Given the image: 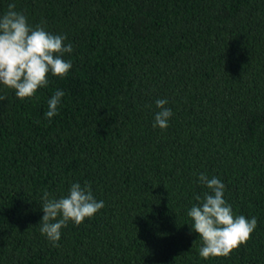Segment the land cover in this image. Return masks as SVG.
Instances as JSON below:
<instances>
[{
	"label": "trees",
	"instance_id": "16d2710c",
	"mask_svg": "<svg viewBox=\"0 0 264 264\" xmlns=\"http://www.w3.org/2000/svg\"><path fill=\"white\" fill-rule=\"evenodd\" d=\"M10 2L67 36L73 67L38 99L0 84V264H264V0H0V14ZM201 173L257 218L229 257L199 255L187 212L209 191ZM75 182L105 207L55 247L41 198Z\"/></svg>",
	"mask_w": 264,
	"mask_h": 264
},
{
	"label": "clouds",
	"instance_id": "9594fccd",
	"mask_svg": "<svg viewBox=\"0 0 264 264\" xmlns=\"http://www.w3.org/2000/svg\"><path fill=\"white\" fill-rule=\"evenodd\" d=\"M45 23L31 25L23 12L16 11L14 2L0 14V84L14 90L21 100L38 99V90L49 86L50 77L65 79L73 67L71 60L64 59L65 54L73 52L72 44L65 43L67 36L47 31ZM64 95L63 90H57L48 100L47 118L58 115ZM4 99L6 97H0ZM155 103L159 111L153 127L166 130L173 115L166 107L169 101L157 99ZM199 182L209 191L203 197L197 195L195 199L200 203L187 212L192 231L198 233L202 241L199 255L203 259L229 257L250 241L258 225L257 218L248 219L234 213L225 199L226 186L218 177L209 178L201 173ZM41 199L44 215L39 223L40 232L55 247H59L62 229L70 222L80 225L105 207L104 201L95 198L87 182L72 183L68 194L59 198L45 190Z\"/></svg>",
	"mask_w": 264,
	"mask_h": 264
}]
</instances>
